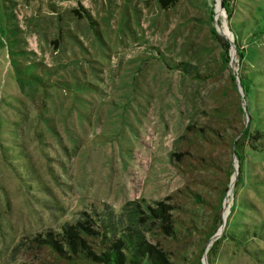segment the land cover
Listing matches in <instances>:
<instances>
[{"label":"rangeland","instance_id":"374dc122","mask_svg":"<svg viewBox=\"0 0 264 264\" xmlns=\"http://www.w3.org/2000/svg\"><path fill=\"white\" fill-rule=\"evenodd\" d=\"M221 3L0 0V264H77L60 236L86 221L171 264H264V137L242 173L192 167L220 105L264 133V0Z\"/></svg>","mask_w":264,"mask_h":264},{"label":"trees","instance_id":"16d2710c","mask_svg":"<svg viewBox=\"0 0 264 264\" xmlns=\"http://www.w3.org/2000/svg\"><path fill=\"white\" fill-rule=\"evenodd\" d=\"M179 0H158V3L162 9H166L175 4ZM222 7L227 13L230 14V0H221ZM228 48L227 42H224V48ZM239 55L242 54L237 50ZM232 87L236 89L234 79L230 77ZM240 85L247 97L249 92V86L245 83L244 78H241ZM238 114L242 115L244 110L239 107ZM213 121L216 126L213 127H201L196 129L194 137L199 142L200 147L206 150L204 156H199V159H193L196 166L193 165L194 170H205L212 177H222L218 173L224 174L229 178L231 173V163L227 162L223 164L222 157L216 154L215 151L220 152L228 151L239 160V167L241 173L244 167L245 148L249 140L261 141L264 137V133L258 130L250 132L245 125L241 126V129L236 133H230L232 130L234 114L230 111V108L220 105L213 110ZM237 120H235L236 124ZM260 137H259V135ZM260 145V144H259ZM180 154L175 155L179 158ZM205 166H204V165ZM189 165H192L190 163ZM221 181V179H219ZM220 185L222 182H219ZM225 183L223 184V186ZM227 188L222 190V194L225 193ZM221 194V195H222ZM194 197L199 201L198 195L194 194ZM221 203V199L219 201ZM154 215L159 217L161 222V229L163 231L170 230V234L173 235L175 231L172 226L166 224L167 213L165 207L159 204L153 212ZM112 225L101 223V227H92L90 221L78 222L75 225L66 226L62 229L63 235L60 236L61 241L65 243L67 259L75 261L77 264H171L167 257L168 251L163 250L161 247L152 246L143 240L141 234L135 230L123 232L118 238H115V230ZM212 231V230H211ZM211 235L209 232H204L200 240L207 241ZM53 248L61 256V246L59 247L56 241L51 240ZM204 252V248L199 251V257H197V263H200V258Z\"/></svg>","mask_w":264,"mask_h":264},{"label":"water","instance_id":"95a60500","mask_svg":"<svg viewBox=\"0 0 264 264\" xmlns=\"http://www.w3.org/2000/svg\"><path fill=\"white\" fill-rule=\"evenodd\" d=\"M218 4H219V6H220V3H219V1H218ZM221 9V8H220ZM228 41H229V44H230V46L232 47V41L230 40V39H227Z\"/></svg>","mask_w":264,"mask_h":264}]
</instances>
